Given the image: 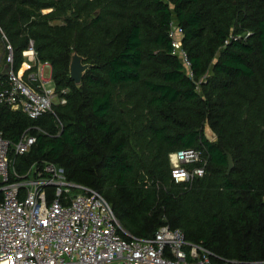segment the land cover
Instances as JSON below:
<instances>
[{"label":"trees","instance_id":"16d2710c","mask_svg":"<svg viewBox=\"0 0 264 264\" xmlns=\"http://www.w3.org/2000/svg\"><path fill=\"white\" fill-rule=\"evenodd\" d=\"M173 22L194 80L173 53ZM1 38L16 72L33 41L64 100L36 119L0 105L6 138L36 136L20 173L57 164L130 236L167 224L221 258L264 260V0H0ZM74 52L91 65L80 84ZM189 148L204 152L205 174L176 183L170 154Z\"/></svg>","mask_w":264,"mask_h":264},{"label":"built area","instance_id":"2783aa9c","mask_svg":"<svg viewBox=\"0 0 264 264\" xmlns=\"http://www.w3.org/2000/svg\"><path fill=\"white\" fill-rule=\"evenodd\" d=\"M170 36L173 53L194 80L183 29L173 22ZM7 49V65L0 72V105L31 119L51 111L57 94L50 62L37 61L31 41L16 72L12 48ZM35 142L29 131L18 141L0 131V264H264L221 258L167 224L152 238L130 236L102 194L68 180L57 164L36 162L20 173L16 157L28 153ZM170 164L176 183H191L203 177L207 159L202 150L189 148L171 153Z\"/></svg>","mask_w":264,"mask_h":264},{"label":"water","instance_id":"95a60500","mask_svg":"<svg viewBox=\"0 0 264 264\" xmlns=\"http://www.w3.org/2000/svg\"><path fill=\"white\" fill-rule=\"evenodd\" d=\"M90 66L91 65L89 63L84 62L83 56L74 52L71 56L70 65H69L71 79L76 84H80L84 73L90 68ZM7 71L5 73H7ZM204 134L208 141H214L217 138V134L210 126L208 119H206L205 124H204ZM227 157H228V170L227 171L230 172L234 166V161H233L231 154L227 153Z\"/></svg>","mask_w":264,"mask_h":264},{"label":"rangeland","instance_id":"374dc122","mask_svg":"<svg viewBox=\"0 0 264 264\" xmlns=\"http://www.w3.org/2000/svg\"><path fill=\"white\" fill-rule=\"evenodd\" d=\"M53 23H56V24H62L63 21L61 20H57ZM9 54V51L8 49H6V46L4 44V42L2 41V38L0 40V72L3 70V68L7 65V56ZM200 90V88H199ZM55 101L57 102H64V100H59L58 96L56 97Z\"/></svg>","mask_w":264,"mask_h":264}]
</instances>
